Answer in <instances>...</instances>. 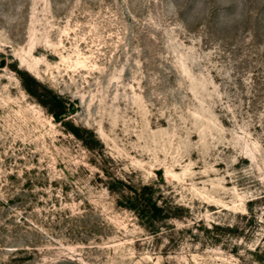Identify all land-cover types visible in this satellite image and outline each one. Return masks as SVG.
<instances>
[{
    "label": "rangeland",
    "instance_id": "374dc122",
    "mask_svg": "<svg viewBox=\"0 0 264 264\" xmlns=\"http://www.w3.org/2000/svg\"><path fill=\"white\" fill-rule=\"evenodd\" d=\"M0 264H264V0H0Z\"/></svg>",
    "mask_w": 264,
    "mask_h": 264
},
{
    "label": "trees",
    "instance_id": "16d2710c",
    "mask_svg": "<svg viewBox=\"0 0 264 264\" xmlns=\"http://www.w3.org/2000/svg\"><path fill=\"white\" fill-rule=\"evenodd\" d=\"M56 115H58V113H56Z\"/></svg>",
    "mask_w": 264,
    "mask_h": 264
}]
</instances>
